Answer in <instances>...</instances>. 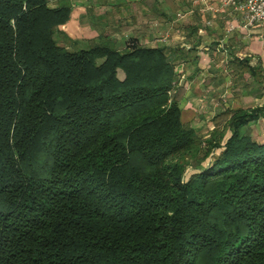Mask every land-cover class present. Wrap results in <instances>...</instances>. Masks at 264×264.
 I'll return each instance as SVG.
<instances>
[{"label":"trees","instance_id":"obj_1","mask_svg":"<svg viewBox=\"0 0 264 264\" xmlns=\"http://www.w3.org/2000/svg\"><path fill=\"white\" fill-rule=\"evenodd\" d=\"M70 14L0 0V264H264V105L204 140L165 48L68 50ZM249 63L232 61L235 88L264 84Z\"/></svg>","mask_w":264,"mask_h":264},{"label":"crops","instance_id":"obj_2","mask_svg":"<svg viewBox=\"0 0 264 264\" xmlns=\"http://www.w3.org/2000/svg\"><path fill=\"white\" fill-rule=\"evenodd\" d=\"M69 1L70 18L58 28L57 44L75 51L96 44L123 50L135 40L165 48L180 89L181 120L204 140L226 112L264 105V84L245 74L244 85L235 88L231 66L234 59L248 57L250 66L264 71V26L242 29L222 0ZM48 2L55 7L59 0Z\"/></svg>","mask_w":264,"mask_h":264},{"label":"built area","instance_id":"obj_3","mask_svg":"<svg viewBox=\"0 0 264 264\" xmlns=\"http://www.w3.org/2000/svg\"><path fill=\"white\" fill-rule=\"evenodd\" d=\"M222 6L233 10L244 30L264 26V0H222ZM177 17L183 16L178 14Z\"/></svg>","mask_w":264,"mask_h":264},{"label":"rangeland","instance_id":"obj_4","mask_svg":"<svg viewBox=\"0 0 264 264\" xmlns=\"http://www.w3.org/2000/svg\"><path fill=\"white\" fill-rule=\"evenodd\" d=\"M71 51H75V49L71 48ZM224 122H226V121L220 122V128H223L225 126L226 123H224ZM250 131H251V137L253 138V140L255 142H258V143L264 142V119H260L257 123L251 125ZM226 133L228 135H230L229 131H227ZM224 142H225V140H224ZM224 142H223V144H224ZM219 153H220L219 149L213 151V153H211V155L203 162V165L207 166L208 164H210L217 157V155H219ZM192 173H193V169L188 168L186 171V178H188L190 176V174H192Z\"/></svg>","mask_w":264,"mask_h":264}]
</instances>
